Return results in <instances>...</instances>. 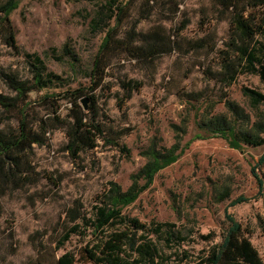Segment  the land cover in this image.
<instances>
[{
  "label": "rangeland",
  "instance_id": "374dc122",
  "mask_svg": "<svg viewBox=\"0 0 264 264\" xmlns=\"http://www.w3.org/2000/svg\"><path fill=\"white\" fill-rule=\"evenodd\" d=\"M133 4L118 37L128 40L130 32L154 29L175 40L173 49L149 59L132 58L124 48L118 49L108 56L107 74L95 89L90 74L106 32L92 29L91 1L20 0L10 16L18 48L8 45L0 32V70L31 78L25 53L37 52L62 77L59 84L29 96L28 120L36 127L45 122L49 131L46 144H35L30 154L37 181L0 196V264H56L66 251L76 254V264H97L81 257L83 247L92 243L91 236L73 234L57 249L71 224L69 209L79 201L84 214L91 216L111 180L126 190L132 174L146 161L142 151L155 138L170 146L175 141L173 124L184 118L188 129L181 156L161 169L123 212L148 225L173 222L187 236L169 245L167 234H153L164 264L200 260L235 222L264 260V143L241 141V146L232 147L224 137L210 136L197 125L210 112L232 116L225 97L237 101L249 115L245 126L251 127L264 111V104L256 111L242 92L244 86L264 92L258 74L240 73L229 85L220 81L218 71L231 35L230 11L215 0H135ZM261 10L257 7L255 12L261 16ZM66 42L74 57L64 53ZM129 79L138 80L140 87L126 98L121 81ZM76 89L84 94L76 100L81 111L89 110L93 94L98 118L126 131L121 142L129 154L103 139L77 157L66 150L62 121L71 118L75 101L71 93ZM0 91L11 92L1 77ZM20 117L0 106V126L16 127Z\"/></svg>",
  "mask_w": 264,
  "mask_h": 264
},
{
  "label": "trees",
  "instance_id": "16d2710c",
  "mask_svg": "<svg viewBox=\"0 0 264 264\" xmlns=\"http://www.w3.org/2000/svg\"><path fill=\"white\" fill-rule=\"evenodd\" d=\"M94 4L91 26L94 31L105 30L104 38L99 46L91 69L92 89L101 86L107 74V58L118 49L124 48L132 58L149 59L173 49L175 40L169 39L157 30L142 33H128V40L121 39L119 26L135 0H89ZM224 10L230 11L231 35L225 49L218 71L220 81L232 84L240 73L251 72L260 76L264 82V0H215ZM20 0H6L0 4V32L5 33L6 43L18 48L16 32L11 21V13L19 6ZM257 7H262L258 15ZM64 53L74 57L72 46L66 42ZM26 60L30 67L31 78H23L16 72L1 69L0 77L11 91H0V106L7 112L16 111L21 114L18 126H0V196L9 191L23 188L37 181L30 154L35 144L47 142L49 126L45 122L38 127L27 118L29 96L34 91H41L59 84L62 77L50 70L44 58L37 52H26ZM126 98H130L134 90L140 87L135 79L122 80ZM243 94L249 99L251 106L259 110L264 104V92L256 88L244 86ZM71 94L74 107L69 121H62L66 129L68 141L66 150L73 157L86 149L95 148L99 140L118 147L129 154L130 150L121 142L124 129L116 130L107 126L98 118L95 108V96H89L91 104L87 112L81 111L77 99L83 91L76 89ZM84 95V94H83ZM51 98V95H48ZM225 106L232 116L226 113H207L197 121L200 129L210 136H222L232 147L241 146V141L251 145L264 143V111L258 113L259 119L251 127L244 123L250 122L249 115L235 100L225 97ZM215 102L213 103L214 106ZM211 111V110H210ZM238 122H242L239 127ZM175 141L166 146L155 138L142 154L146 161L143 166L132 174L130 186L123 190L116 181H109V187L103 193L93 209L91 216L84 214L83 205H76L68 211L70 226L58 240L57 249L62 248L73 234L84 238L91 236L92 243L82 249V260L97 264H164L165 256L153 239L154 235L167 234V244L175 241L181 243L187 239L176 224L169 221L152 222L148 225L137 217L123 212L140 194L153 183L155 175L163 168L175 162L184 150L183 138L187 133L188 119L180 124H173ZM225 196H228L226 193ZM225 196L221 198L224 199ZM1 212V205H0ZM187 254V253H186ZM187 256V255H186ZM76 254L66 251L56 258V264H76ZM193 264H264L263 258L250 238L244 233L240 223L233 226L223 236L222 241L215 243L207 255Z\"/></svg>",
  "mask_w": 264,
  "mask_h": 264
},
{
  "label": "water",
  "instance_id": "95a60500",
  "mask_svg": "<svg viewBox=\"0 0 264 264\" xmlns=\"http://www.w3.org/2000/svg\"><path fill=\"white\" fill-rule=\"evenodd\" d=\"M87 101H88V98H84V103H85L84 107L85 108H87Z\"/></svg>",
  "mask_w": 264,
  "mask_h": 264
}]
</instances>
